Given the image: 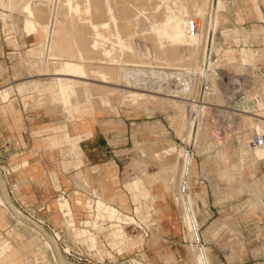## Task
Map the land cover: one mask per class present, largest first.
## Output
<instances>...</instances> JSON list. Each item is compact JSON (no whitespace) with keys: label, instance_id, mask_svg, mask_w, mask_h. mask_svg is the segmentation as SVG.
Listing matches in <instances>:
<instances>
[{"label":"bare ground","instance_id":"1","mask_svg":"<svg viewBox=\"0 0 264 264\" xmlns=\"http://www.w3.org/2000/svg\"><path fill=\"white\" fill-rule=\"evenodd\" d=\"M40 1H42L41 5L45 7L43 8L46 9V14L48 13L46 22H41L39 15L38 18L35 15L34 10L36 7L34 5L35 2L32 0H0L2 7L0 19L3 22V26L12 17V11L17 10L22 15L21 28L23 33L42 36L39 44L41 57H35L34 61L32 58H22V63H20L26 69L28 77L32 75H41L42 77H27L17 87L24 90V87L35 86L37 90L35 100L38 99L45 103L54 100V96L59 93L66 95L69 101H75L77 100L76 94L80 93L81 97H84L85 100L93 104L95 109L99 110L100 107L105 106V103H112L111 96L114 97L116 92L121 91L122 96L125 99H129V101H126L130 105V102L133 101H136V103L138 101H152L151 103L155 105L162 103L178 112L180 111L182 116L179 134L182 135L184 133L182 140L196 148L200 142L207 139L204 144L206 148L216 151L208 158L203 157L201 168H207L203 167L205 166L204 160L217 162L224 169L223 178L229 181V172L232 169L225 168L223 160L231 159L235 155L237 157L238 173L240 175L246 173L252 177L254 186L249 193V195H253L251 201L262 214L264 213V199L262 197L264 184L255 178L257 166L261 161H264V144L256 146L250 144V138L253 134L264 132V117L261 114L253 113V111H256L253 105L246 106L243 104L241 108L228 105L229 109H226L228 116H249L252 121L253 133L249 138L243 135L238 140L228 139L225 145L219 142L220 137L218 134L220 130H213L207 120L210 114L207 116L208 118L205 117V110L209 105L204 103L219 104L221 106L219 103L221 98L215 97L221 91L220 87V91L217 88L216 82L220 66L222 64L229 65L235 67L233 69H241V71L249 73L251 71H247L248 65L255 58H261L264 54V49L259 47L245 48L237 46L236 49L232 48L233 55L231 59L226 57L225 54L222 57H216L215 50L219 43L216 37L219 24L218 17L221 11L220 0H144L146 3L141 2L143 5L140 4L142 0H122L123 4L127 3V6L132 7L127 12L126 9L128 7L125 5L127 8L122 7L123 11L121 7H119L120 9L117 8L119 0ZM256 1L259 2L260 0ZM37 3L36 5H38ZM232 4H235L234 0L223 2V8L230 7ZM260 4L264 7V0ZM39 7L40 4L37 9ZM38 11H40V8ZM41 12L40 14H43ZM256 15L264 18L263 10L259 9L256 11ZM190 18H196L197 20L198 29L196 31L191 32L188 30L187 24ZM65 22L66 24L63 25ZM258 26H261L260 29L262 31H257ZM253 28L257 31L256 33H250V31L243 29L241 36L235 30L234 32L237 34H235L233 42L238 44L239 39L242 38H244V42L261 40L260 33L264 34V25L254 24ZM81 30H83V33L84 30L87 31L89 35L82 36ZM66 31L69 34L66 39H62L66 35ZM78 35L81 38L83 37V41L85 37L87 38L85 40V42L87 41L86 45L81 43L82 39H80L79 46ZM146 40H150V43ZM81 45L85 46L81 47ZM177 50H179L178 52L185 50L187 54L180 55ZM197 53L199 54L197 55ZM94 54L98 57H93ZM168 58L173 60V62L171 60L172 64L169 66L166 64V66H163V63L162 65L154 63L156 60L159 61V59H161L159 62L169 61ZM38 64H42V66L37 70L36 65ZM29 65L30 69L35 66L37 73H30L29 67H27ZM255 75L261 78L264 73H255ZM200 76L207 81L208 87L205 93L207 101L202 103L188 102L186 99L189 98V95L192 96L195 93L191 89V82L192 80H197ZM112 77L117 80L123 78L125 81L130 82V85H124L129 88L125 87L126 89H123L116 86L118 83H110ZM81 81L84 82V85L81 84ZM172 82H174V86H172ZM8 90L9 86L4 82L0 87V99L2 101L8 97ZM262 93L264 92L261 88L259 92L252 93L251 97L248 95L249 97L246 99L249 101L259 99L264 102L259 96ZM30 96L32 95L28 93L25 97ZM130 99L133 101H130ZM93 101L97 102V104ZM125 102L123 103L126 104ZM188 105L190 106L189 108H187ZM211 106L208 109L213 107ZM191 109L196 111L200 109L201 114L193 118L189 115V110ZM226 125L229 126V122ZM197 152L200 153L198 150ZM68 154L66 150L61 152L62 157H66ZM193 156V151H189L184 146L179 145L169 160L163 161L159 165L160 167L157 171L145 174L143 177L148 182L162 181L164 187L169 188V181H173L175 173H178L177 181L175 180L176 189L173 195L181 213L182 223L187 231L185 236L193 237V241L187 245L191 256V264H211L207 247L199 243L196 236V230L200 227L196 216V212L199 210V203L191 190V180L195 173L196 165L193 161ZM167 172L171 173L168 174L172 176L170 180L165 177ZM240 182L243 188L244 185L251 183L245 181L242 176H240ZM2 200L0 197L1 204L3 203ZM97 208L100 214L98 216L102 217L93 222L92 228L70 226L73 229V233L84 242H95L96 234L91 229L96 230L103 224L104 220L117 223L106 231L107 237L111 238L112 241L123 237V230L127 225L142 226L141 222L135 219L134 216L111 206L110 203L105 202L100 196L97 197ZM103 211L105 212L104 215L101 214ZM15 216L17 224L25 226L34 232H39L35 229L34 224L21 214L17 212ZM0 223L4 224L3 217H0ZM53 243L51 239L43 236V241L35 248L40 258L45 255V249L53 250ZM3 246L6 249L9 244ZM42 259L46 258L43 257ZM52 259L56 264H61L54 255ZM139 261L134 260L133 264H144ZM46 263L51 264L50 262Z\"/></svg>","mask_w":264,"mask_h":264},{"label":"rangeland","instance_id":"2","mask_svg":"<svg viewBox=\"0 0 264 264\" xmlns=\"http://www.w3.org/2000/svg\"><path fill=\"white\" fill-rule=\"evenodd\" d=\"M32 1L35 2L34 3L36 7V9L34 10L35 15H37V18L39 15V17L41 18L39 20L40 21L42 20L41 22L43 21L46 22L45 20L47 19L48 13L46 14V9H44L45 7L41 5L42 1L40 0L38 1L32 0ZM223 1L226 3V2H231L232 0H220V10L221 11L218 17V23H219L218 32L219 33H217V37H216L219 43L217 44L215 55L216 57L219 58L225 54L226 57L231 59L233 55V49H236L237 46L242 44V42L244 41V38H242V39H239L238 45L234 43L233 42V37L235 36L234 31L236 30V32H238L240 36L242 34L243 29L250 31V33H254V32L256 33L258 30L262 31L260 29L261 26H258L259 28L257 27V31L253 28V26L254 24L264 25V19H260L261 22L258 23V21H256L255 18H253L252 16H249L248 22L239 23V24L235 23L234 22V9L239 15H241V17L248 16L254 12L253 4L257 1L256 0H251V1L250 0H236L235 4H232L230 7H226L222 9ZM141 2L146 3V1L142 0L140 1V4L142 5L143 3ZM36 3L38 5H36ZM123 3L124 2L122 0H119V3L117 2V6H118L117 8L120 9L119 7H121L122 11H123V8L128 5L127 3L126 4H123ZM39 4H40V7H39L40 11H38L39 8L37 9ZM127 7H125L127 8L126 12L132 8L131 6H127ZM41 9L44 15L40 14ZM12 12H13L12 17L7 21L6 25L3 26V22L0 21V37H1L0 38V85L3 84L4 82H10L14 84L21 79H27L26 69L20 64L22 63L21 57L32 58V60L34 61L35 57L40 58L42 55L40 54V51L37 50L36 44H34L35 46L34 53L26 55V49L29 47L30 45L29 43L35 42V41L32 40L30 36L27 37L23 34V29L21 28L22 15L19 13V11L13 10ZM65 24L66 22L63 25ZM82 31L83 30H81L80 32ZM68 34L69 33H67L66 31V35L64 34L65 38L63 37L62 39H66V36ZM81 34H83L82 36L86 34L89 35L88 32L85 30H84V33L82 32ZM9 36H12V37L8 38ZM14 37L18 39L19 43L24 41L26 45L21 46V47L17 46L14 42L15 41ZM78 37L79 38H77V40L79 39L78 40L79 46H80L79 41L81 42L80 39H82L81 43L85 44L87 42V41L85 42V40L87 39L86 37L84 41H83V37L81 38V36L79 35ZM258 41H261V40H258ZM147 42L150 43V40ZM85 45H81V47ZM263 46L258 44L257 41L255 40H248L246 42L247 48H257V47H263ZM1 50H3L2 54H1ZM178 51L179 50H177V52ZM182 51L178 53H180V55L187 54L185 50H182ZM12 52H15V53H12ZM198 54L199 53H197V55ZM93 57H98V56L97 55L95 56L94 54ZM168 59L169 61H165V62H159L161 61V59H159V61L156 60L154 63L158 65L160 64L162 65L163 63V66L165 64L169 66L170 64H172L173 60L171 59L172 60L171 62L170 58ZM217 65L219 66V64ZM40 66H42V64L36 65V69L38 70ZM27 67H29L30 73H37L36 69L34 68L35 66H33V68L31 67V69H30V65ZM220 68L223 74L226 76L225 80H227V84L220 87L221 91L218 85V89L220 93H217V96H215L217 98L218 97L221 98V99L218 98L221 101L219 102L221 106L219 104L217 105L214 104L212 105L213 106L212 107L210 104H208L209 105L208 107L211 106L212 108L208 109L207 107L205 112L208 111L207 114L208 115L210 114L208 116L209 118L207 117L208 118L207 120L209 121L211 128L213 130L214 129L218 131L220 130L218 134L220 137L219 142H221L222 145H225L228 139L238 140L243 135L249 138L253 132L252 121L249 118V116H245V115H238V116L229 115L228 116L227 110L229 109V106L241 108L243 104L246 106L253 105L254 108H256V112H253V113L261 114L264 117V103L262 102L256 103L257 101L256 99H254L253 101L250 100L251 103L250 102L243 103V102L237 101L239 99H242V97H245V98H248L249 96L251 97V95H253L255 92H259V89L263 88L264 76L259 78L257 75L254 76V74L255 73L260 74L262 72L264 73V56L263 58H255L252 61V63L248 65V68L246 67L247 71L248 70L251 71V72L248 71L249 73L243 70L241 71V69H238V70L233 69L235 67L229 66V65L222 64ZM236 76H240L242 80H244L246 83L242 88V92L237 94L235 97H232L231 93L234 91V87L236 86H233V84H231L230 79L232 80ZM39 77H42V76L32 75L28 78H39ZM112 78H111L110 83H118L116 86L122 87L123 89L129 88L124 85H130V82L125 81L123 78H120L119 80H117L115 77H112ZM82 81H81V84L84 85V82ZM172 86H174V82H172ZM17 88L20 91H24V93L27 91H31L29 95H32V96H30L29 99H33L37 97L35 95L37 92V90L35 89V86L24 87V90L19 87ZM262 90L264 92V88ZM24 93L23 95H25ZM259 96L262 98V100H264V93H262V95L260 94ZM11 97L13 98L12 104L15 109L23 107L25 110L28 111L31 109L40 108L39 106H31V104L29 103L27 104V106H24L23 104L24 100L22 99L21 94L18 92H14ZM78 97L80 98L79 101H81L82 100L81 95H78ZM111 97H112V103L110 104L105 103V106L100 107L99 111L102 110L104 112L106 110L107 112H109L113 108L116 109L118 111V114H123L125 117L131 119V121H134L135 123L134 129L137 131V135L141 136L142 144L136 146V151L131 156L132 159H134L137 156H141V159H143L144 164H149L151 166L157 165L158 167H160L159 165L162 164L163 161L166 162L167 160H169L172 154L175 153L176 147L179 145L184 146L189 151H193L194 157L198 160V162L203 157L208 158L213 153H216L214 149L212 150L207 149L206 146L204 145L207 142V139L200 142V144L196 146V148L192 144L190 143L186 144L185 141L182 140L183 139L182 136H184V133L182 135L179 134L180 127H181V116H182V113L180 111L178 112L169 106L163 105L162 103L160 105H155L154 103H151L152 101L150 102L142 101L144 103L138 101L136 103V101L134 102L133 100L130 99V101L134 102V104L133 102H130L131 103L130 105L129 102H127L129 101V99L128 98L125 99L122 96L121 91L116 92L114 97L113 96ZM93 100L96 101L95 99ZM123 102H125L126 104H124ZM94 103L97 104V102H94ZM3 104L4 103L0 101V124H3L2 127H0V130L5 131V134L0 135V197L3 199L2 200L3 203L2 204L0 203V217H3V220H4V224L0 223V246L5 245L6 243L4 242L8 241L12 245V249H10V253L7 252V254H5L3 257L0 258V264H29V263L47 264L46 262H50L51 264H56V262L52 259L53 258L52 252L49 249H45L44 250L45 255H43V257L46 258L48 261L46 259H42L43 257L42 258L39 257V254L36 252L35 248L38 244L42 242V240L36 235V232L30 230L29 228L25 226H21L17 224L15 221L16 213H15L14 207H17V205L13 201V197L11 196V193L14 192L15 194H18L19 186L23 185V183H18V184L15 183L14 177H16L17 175L23 174L22 171H24L25 167L28 166L29 164V161L27 159H30V160L33 159L30 157V155L35 154V153L24 151V150H27L28 148V143H27L28 136L26 135L21 136L20 134H14L15 131H18V128H16L17 120L14 116V113L13 112L11 113L10 110H5L3 112L1 108ZM64 104H65V107L71 106V105H68V102H65ZM187 108H189V106H187ZM224 109L225 110L227 109L226 112ZM64 116L66 117V114H64ZM155 121H160L161 126H159V124H157ZM227 122H229V126L226 125ZM41 137L43 138L44 136H41ZM31 138H34V136H31ZM38 146L44 149V152H46L44 153L45 155H49L48 160H50L54 164L55 167L58 166L59 160L61 161L65 159L72 160L71 156L69 155L66 158H62L60 150H57L56 148L54 149L49 148L44 139L41 141L40 144H38ZM164 146H166V148L168 149V152L166 153L164 158L161 157L159 159L160 161L159 162L154 157L153 153L161 152ZM152 149H157V150H153L152 152L147 153V151H151ZM137 150H141V151H137ZM197 150L200 151L201 154L197 152ZM228 150L231 151L230 148H228ZM21 151H23L22 154H21ZM143 152L146 153V155L148 156L150 154L151 156L150 160L152 164H150V162L149 163L146 162L147 159L145 158ZM19 162H22L21 165L24 168L16 170V166ZM223 162H224L223 166L225 168L232 169L231 165H237V157L234 155L231 157V159H224ZM4 169L8 170L7 177L4 175V171H3ZM263 170H264V164H261L260 168L257 170V175L261 176V171ZM237 172H238V166H237ZM169 173L170 172H167V174H165V177L168 180H170V178L172 177L171 175H168ZM197 173H198V169L195 165L194 176ZM137 175L138 174L133 172V174L127 176L126 180H130L132 177L137 176ZM200 175L204 176V177H200L199 179L203 181V183L206 184V191H207V196H206L207 206H205L204 204L202 205L199 204L201 213L206 214L207 216L206 221L213 214V212H215V214L212 215V217L210 218L211 220H216L220 218H226V220H228V223H225L227 224V226L225 224H222V226H224L223 230H220L221 229L220 228L219 230L217 229L216 231H213V233H211L212 234L211 237L214 239L213 242L216 245L212 247L210 246V254L219 255V251L222 250L228 261H231L233 259L228 256L226 249L229 246H233V244L235 243H240L239 241L241 240V238L237 235V232L235 230V224L237 222H240L244 227V232H243L244 239L242 241L243 243H240V244L242 245L243 251L246 254L245 255L246 258L249 259L245 262V264H248V263L251 264L255 262L257 260L256 258L259 255L264 257V228H263L264 227V216L263 217L260 216L259 218H254L253 216L255 215V212H247L246 214L244 213L242 208H240V212H239L240 214L238 215L237 213H235V210L232 208V206H234L235 203H237L239 199L242 205H245L248 208H252V209L254 208L253 203H251L253 195L252 194L249 195L250 191L252 190L251 188L254 186L252 184V181H250L251 182L250 184L244 185V188H243L242 184H240L241 183L240 177L235 179L231 176L232 175L231 174L229 181L228 180L226 181V179L224 178L225 183H219V182L213 183L212 186L215 189L221 190V194L227 196L226 201L223 202L222 204H219L215 202L214 195H213V188L211 187V182L206 180V179H210V177L207 175H203V174H200ZM177 177H178V173L176 172L174 175L173 181L172 180L169 181L170 186L167 190V194L169 195V198L166 200L167 202L171 201L170 196L175 192ZM73 178H76V176L73 175ZM124 178L125 177H121L122 181L120 183H117V186H116L117 189L123 192L125 190L124 187H122ZM213 179L220 180V177L214 176ZM76 182H77L76 184L77 186L75 190L78 191L79 190L78 187L81 184L78 180ZM195 188L198 189L199 188L198 185H196ZM223 189H225V191ZM141 190L142 189L140 188V191ZM154 190H155V185H152V187H150V192L151 191L153 192ZM98 191H99V186H98V189H96L95 193L97 194ZM128 192H129L128 195L131 197V192L129 190ZM78 194L79 195L75 197L69 198L70 201L72 198H76V197H78L82 201H84L85 198H91L90 190L87 188H85L84 193L78 191ZM140 194L141 195L139 196V200L137 204L141 202L142 207H139L138 209L139 213H138L137 218L141 220L142 225L148 228L147 236H143V231L138 226H135L134 224H130L124 228L123 237L122 239H120V242H118L117 244H113V241L111 240V238L107 237L106 231L112 228L114 226L113 223L115 222L107 223V224L100 225L97 228L98 230L96 229L94 231V233L96 234V240L95 242H89L91 246H95L93 251H89V248L84 245L85 252L88 253L89 256L93 258V263H87L85 261L73 262L71 260L66 259L59 252L55 243H53V246H54L53 248H55V250L53 249L54 256L61 262V264H133L134 260H137V261L140 260L139 262L140 263L142 262L144 264H187L186 260L188 258V251H187L186 246L189 243V240L185 236V229L181 223L180 214L177 215L176 220L170 221L168 225H166V227L161 221H160L161 225L159 226L158 225L159 221L157 222V219L161 218L162 213H161V208L157 202V198L154 196L152 203L155 208H159V211L153 212L152 210L148 209V206H149L148 204L150 203L149 197H148L149 191L147 190ZM52 195H53L52 193L49 194L48 199L43 200V202L50 207V211L46 215L51 220H53V217H54V220L58 222L56 223V225H60L63 222L60 220V218H58V216L54 215L55 212H57V208L56 206L50 204V202L52 201L54 202V196L52 197ZM142 195L147 196V197L145 198ZM262 197H264V192L262 193ZM105 200H108V199L105 198ZM128 200H129L128 205H129V208L131 209L134 206V204L132 203L133 202L132 197L129 198ZM110 201L115 203L113 200H110ZM118 206L122 210L129 212L128 209L122 208L119 204ZM54 209L56 210L55 212L52 211ZM79 212H81V214H79L80 219H85V218L90 217V212H87L85 208H80ZM41 215L43 217L46 216L43 214ZM247 215L249 216L248 218H246ZM65 216L67 218H74L73 214L71 213H67V215ZM101 217L102 216L95 215V220L96 218L100 219ZM64 224L67 225L68 223H64ZM82 227L87 228V226H82ZM171 228H175L177 229V231H172ZM203 228L204 226H200L199 228V233L201 235L200 243L209 247V243L205 242L208 238H206V235H204ZM66 234L69 237H73L72 233L69 230H67ZM168 234L170 235L174 234L173 238H171V236L168 237ZM48 236L51 239L50 234H48ZM147 238H148L149 246L145 247ZM80 240L84 243L82 239ZM51 241L53 242L52 239ZM173 243L174 245H171ZM155 244H158V246L151 247V246H154ZM160 244H163V245L160 246ZM50 255L52 258L50 257ZM51 260L54 261L55 263L52 262ZM212 264H215V263H212Z\"/></svg>","mask_w":264,"mask_h":264},{"label":"crops","instance_id":"3","mask_svg":"<svg viewBox=\"0 0 264 264\" xmlns=\"http://www.w3.org/2000/svg\"><path fill=\"white\" fill-rule=\"evenodd\" d=\"M261 1L262 0H260L259 2L253 5L254 12L248 16L241 17V15H239L236 12V10L232 8L234 9V22L238 24L245 23L248 22L249 16H252L253 18H255L256 21H258V23H260L261 22L260 19H264V18L258 17L256 15V11L262 9L264 12V7L261 6L260 4ZM222 9H223V3H222ZM24 35L27 37L30 36L31 39L35 41L29 43L30 45L26 49V55L34 53L35 51L34 44H36L37 50L40 51L39 43L42 39V36L39 35L34 36V35H26V34ZM260 36H261L260 38L261 41H257V43L263 46L264 34L260 33ZM10 37L12 36H9L8 38ZM14 42L19 47L26 45L24 41L19 43L18 39L16 38ZM238 46H243L247 48L246 42L244 41L242 42V44ZM259 48L264 49V46ZM2 51L3 50H1V54L3 53ZM263 56L261 58H263ZM22 58L24 57H21V59ZM27 77L28 76L26 75V78ZM24 80L25 79H21L14 84L10 82H6L7 86H9L8 97L4 101L0 99V101L4 103L1 106L3 112L5 110H10L11 113L12 112L14 113V116L17 120L16 128H18V131L15 132L13 131L14 134H20L21 136L22 135L28 136V142H27L28 148L27 150L24 151L35 153L30 155V157L33 159L31 160L27 159L29 161V164L28 166L25 167V170L22 171L24 175L22 174L14 177L15 183L17 184L23 183V185L19 186L18 194L12 192L13 196L18 201L29 204L36 208H42L40 213L46 215L49 213L50 207L46 205L43 202V200L48 199V195L52 193L53 194L52 197L54 196V202L52 201L50 202V204L56 206L57 208V212H55L56 211L55 209L52 210L55 212L54 214L55 216H58V218H60V220L63 223H68L67 224L68 227L87 226V228H92V224L95 221V215H99V210L97 208L98 196H100L108 204L110 203L111 206L118 208L123 212L126 211L122 210L118 206V204L122 208L128 209L129 212L127 213L131 214L132 216H134L135 219L141 222V220L137 218V216L139 213L138 209L139 207H142V205L141 202L138 203L139 205L137 204V202L139 200V196L141 195L140 193H143L144 191L148 190L149 191L148 197L150 201L149 203L150 206H148V209L152 210L153 212L159 211V208H155L154 206H152L154 196L157 198V202L161 208V213H162L161 218L157 219V222L159 221L158 222L159 226L161 225V222H163L164 226L166 227V225H168L170 221H174L177 219L178 214H180L181 217L180 210L178 208L177 203H175L176 201L173 195L175 192L170 196L171 201L167 202L166 200L169 198V195L167 194L168 188H166V186L164 187V183L162 181L148 182L143 177V175L145 174H149L157 171L159 167L157 165L151 166L149 164H144V161L143 159H141V156H137L134 159H132L131 157L136 151V146L142 144L141 136H138L137 131L134 129V125H135L134 121H131V119L125 117L123 114H118V111L114 108L109 112H107L106 110L104 112L99 111L95 109L93 104L90 103L88 100H84L85 99L84 97H82L81 98L82 100L79 101L80 98L78 97V95H81L80 93L76 94L77 100L75 101H69L67 96L62 95L61 93L56 94L54 96V100L47 103L41 100H34L35 98L29 99V97H25V96L28 95V93L30 94L31 91H27L24 93V91H20L17 88V85ZM2 85L3 84H1V86ZM14 92H18L21 94L22 99L24 100L23 103L24 106H27V104L29 103L31 104V106H39L40 108L31 109L28 111L25 110L23 107L15 109L12 104L13 98L11 97ZM23 93L25 95H23ZM237 101H241L243 103H249V102L251 103V101L247 100L245 97H242V99H239ZM65 102H68V105L71 106L65 107L64 104ZM260 102L264 103L259 99L256 101V103H260ZM64 114H66V117L64 116ZM155 122L159 124V126H161L160 121H155ZM2 125L3 124H0V127H2ZM2 134H5L4 130H0V135ZM31 136H34V138H31ZM41 136L44 137L42 138ZM43 139L46 141L48 147L51 149L56 148L57 150H60V152L64 150L68 151L69 153L68 155L71 156L72 160L71 159H65L62 161L59 160L58 166L55 167L54 164L50 160H48L49 155H45L44 153L46 152H44V149L38 146V144H40ZM153 150H157V149H152L151 151H147V153L152 152ZM137 151H141V150H137ZM167 152L168 149L166 148V146H164L161 152H155L153 153V155L159 161L161 157L162 158L165 157ZM22 153L23 151H21V154ZM143 154L147 159L146 162L147 163L150 162V164H152L150 160L151 158L150 154L149 156L146 155V153L144 152ZM66 157H62V158H66ZM202 160L203 158L200 159L198 162V160L193 156V161L196 164L198 173L195 176L193 174L191 180L192 181L191 190L193 194L197 197L198 203L207 206L206 184L199 179L200 177H204L200 174L207 175L210 177V179H206V180L211 182V187L213 188V195L215 202L222 204L223 202L226 201L227 196L222 195L221 190L215 189L212 186V184L215 182L225 183V180L223 178L224 169L221 164L217 162L215 163L211 162L210 160H204L205 166L203 167H207V168L202 169L201 168ZM21 164L22 162H19L17 164L16 170L24 168ZM261 164H264V161H261L257 166L255 172V176H256L255 178L264 184V170L261 171V176L257 175V170L260 168ZM231 168L232 170L229 172V177L232 174L231 176L235 179L242 176L245 181L248 182L252 181V177L249 176L248 174L244 173L243 175H240L237 172V165H231ZM133 172H135L138 175L132 178L130 177L131 178L130 180H126L127 176L133 174ZM73 175H75L76 178H73ZM7 176L8 175H6V177ZM214 176H219L220 180L213 179ZM121 177H125L122 184V187H124L125 189L124 192L117 189L116 187L117 183H120L122 181ZM77 180L81 184L79 187H82L84 189V190H79V192L84 193L85 188L87 189L89 188L90 193H94L95 197L84 199V201L76 197V198H72L70 201L69 198L74 197L75 195ZM152 185H155V190L153 192L152 191L150 192V187H152ZM196 185H198L199 187L198 189L195 188ZM98 186H99V191L97 194H95V191L96 189H98ZM140 188L142 189L141 191ZM61 190L68 193L69 198L59 197L56 200L55 199L56 194ZM128 190L131 192V197L133 200L132 203L134 204V206L131 209L129 208L128 205L129 203L128 199L131 198L128 195L129 194ZM223 190L225 191V189ZM262 192H264V188ZM104 197L107 198L108 200H105ZM144 197L146 198L147 196ZM110 200H113L117 205L112 201L109 202ZM253 207L254 208L252 209V208H248L245 205H242L240 199L238 200L237 203H235L234 206H232V208L235 210V213H237L238 215L240 214L239 213L240 208H242V210L246 214L247 212H255V215L253 216L254 218H259L260 216L262 217L264 216V213L262 214V212H260L254 205ZM80 208H85L87 212H90V217L85 219H80L79 217V214H81V212H79ZM67 213L73 214L74 218H67L65 216L67 215ZM101 214L104 215L105 212L103 211ZM213 214H215V212H213ZM212 215L206 221L207 216L205 213H201L200 205H199V210L196 212V216L199 222V227L204 226L203 233L204 235H206V238H208L205 242L209 243V247L206 245L205 246L208 249V255L210 257L211 264L212 263L245 264V262L249 259L246 258L245 256L246 254L244 253L242 245L240 244L243 243L242 241L244 239V234H243L244 227L240 222H237L235 224V230L237 232V235L241 238V240L239 241L240 243H235L233 244V246H229L226 249L228 256L233 259L231 261H228L222 250L219 251V255L210 254V246L212 247L216 245L213 242L214 239L211 237L212 235L211 233H213V231H216L217 229L219 230L220 228H221L220 230H223L224 226H222V224L228 223V220H226V218L211 220L210 218L212 217ZM44 217L54 225L58 223L54 220V217L53 220L49 219L47 215ZM248 217L249 216L247 215L246 218ZM112 222L109 220H104L103 224L112 223ZM116 224H117L116 222L113 223V225ZM225 225L227 226V224ZM171 229L172 231H177V229L175 228H171ZM185 233H187V231ZM173 235L174 234L172 235L168 234V237L171 236V238H173ZM143 236L145 235L143 234ZM187 237L188 236H186V238ZM120 239H122V237L114 239L113 244H117L118 242H120ZM187 239L189 240V242L193 241V237L191 238L188 237ZM197 240L198 242H200L201 237ZM4 243H6L7 245L9 244V248L5 249L3 248L4 247L3 245L0 246V258L3 257L5 254H7V252L10 253V249H12V245L8 241H5ZM161 245L163 244H160V246ZM171 245H174V243ZM146 246H149L148 238L145 243V247ZM155 246H158V244H155L154 246L151 247H155ZM256 259L257 260L251 264H264L263 256L259 255ZM190 260H191V256L188 252V258L186 260V263L191 264Z\"/></svg>","mask_w":264,"mask_h":264},{"label":"built area","instance_id":"4","mask_svg":"<svg viewBox=\"0 0 264 264\" xmlns=\"http://www.w3.org/2000/svg\"><path fill=\"white\" fill-rule=\"evenodd\" d=\"M2 7L0 4V13H1ZM1 21V19H0ZM188 30L189 31H196L198 29V24L196 18H190L188 20L187 24ZM219 74L216 78L217 82V88L218 85L219 87H222L227 84V80H225V75L223 74L221 68L218 69ZM237 75V74H235ZM251 77V76H250ZM231 84H233L234 91L231 93L232 97H235L237 94L242 92V88L245 85V81L242 80L240 76H236L232 80L230 79ZM207 81L205 78L203 79L202 76L198 78L197 80H192L191 82V89L192 91L194 90L195 93L192 94V96L189 95V98L186 100L188 102H200L202 103L203 101H207V97L205 95L206 90H207ZM206 97V98H205ZM204 104H209V103H204ZM214 105V104H210ZM189 106V105H188ZM190 107V106H189ZM199 110H194L191 109L189 110V115L192 116L193 118L195 116H199L200 113ZM208 114L205 112V117H207ZM250 144L252 146L264 144V132L261 134H253L252 137L250 138ZM191 153V152H190ZM4 175L6 176L8 174V170H3ZM79 190H84L82 187H78ZM78 190V191H79ZM78 191L75 192V196L79 195ZM11 196L13 197V201L17 205V207H14L15 212L21 214L24 218L28 219L30 222L34 224V227L36 230L39 232H36V235L43 241V236L49 238L48 234H50L51 239L53 242L56 244L59 252L64 256L66 259L71 260L73 262H80V261H85L87 263H93V258L89 256L88 253L85 252L84 245L89 248V251H93L95 246H91L89 242H82L80 237H77L73 233V229L68 227L66 224L61 223L60 225H54L53 223L49 222L46 218H44L41 215V210L42 208H36L34 206H31L29 204L23 203L18 201L13 194L11 193ZM90 196L94 198V193H90ZM59 197H67L69 198L68 193L65 191H59L56 194L55 199L57 200ZM87 199V198H85ZM140 229H142L143 233L145 236H147V230L148 228L144 225L138 226ZM69 230L72 233L73 237L67 236L66 232ZM92 231H95L94 229H91ZM48 232V234H47ZM196 236L197 239L200 238V233L199 229L196 230ZM50 239V238H49ZM200 243V242H199ZM54 249V248H53ZM52 252V256L54 255V251L52 249H49Z\"/></svg>","mask_w":264,"mask_h":264}]
</instances>
